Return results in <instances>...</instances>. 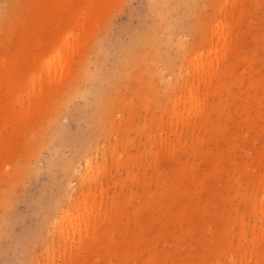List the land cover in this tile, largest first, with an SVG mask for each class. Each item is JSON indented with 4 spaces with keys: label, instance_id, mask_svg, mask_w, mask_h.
I'll use <instances>...</instances> for the list:
<instances>
[{
    "label": "rangeland",
    "instance_id": "rangeland-1",
    "mask_svg": "<svg viewBox=\"0 0 264 264\" xmlns=\"http://www.w3.org/2000/svg\"><path fill=\"white\" fill-rule=\"evenodd\" d=\"M262 102L264 0H0V264H264Z\"/></svg>",
    "mask_w": 264,
    "mask_h": 264
},
{
    "label": "bare ground",
    "instance_id": "bare-ground-1",
    "mask_svg": "<svg viewBox=\"0 0 264 264\" xmlns=\"http://www.w3.org/2000/svg\"><path fill=\"white\" fill-rule=\"evenodd\" d=\"M199 59V58H198ZM199 61L201 62V59H199ZM195 64H196V62H195ZM201 77V76H200ZM200 80H204V78L202 77V78H200ZM190 98H191V100L192 99H194V96L191 94V96H190ZM190 100V101H191ZM261 109H262V111H264V103L262 102V104H261ZM89 166H92V164H89ZM84 201H86V199H84ZM84 208H86V207H84ZM87 209V208H86ZM62 222L63 223H67L68 225H71V220H70V214L68 213L67 214V216L62 220Z\"/></svg>",
    "mask_w": 264,
    "mask_h": 264
}]
</instances>
